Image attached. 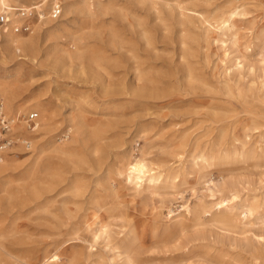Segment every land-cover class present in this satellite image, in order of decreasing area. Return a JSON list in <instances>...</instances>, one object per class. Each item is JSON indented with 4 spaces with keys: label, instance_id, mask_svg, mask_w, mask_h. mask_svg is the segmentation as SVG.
Returning <instances> with one entry per match:
<instances>
[{
    "label": "rangeland",
    "instance_id": "rangeland-1",
    "mask_svg": "<svg viewBox=\"0 0 264 264\" xmlns=\"http://www.w3.org/2000/svg\"><path fill=\"white\" fill-rule=\"evenodd\" d=\"M35 1L40 17L32 21L33 29L39 24L31 48L10 45L0 24V104L10 116V105H21L23 121L31 111L40 115L32 150L17 144L4 157L7 169L0 183L14 191L23 187L36 157L50 147L36 168L45 171L39 180L46 189L37 202L14 200L0 209L1 263L14 264L11 252L38 263L59 250L61 258L54 264H110L111 257L124 262L127 252H100L82 241L101 221L136 264H234L256 257L264 262V204L235 226L212 221L227 201L211 206L222 181L237 189L233 201L252 205L255 196L264 199V158L204 165L199 157L203 150L217 153L223 133L232 139L234 127L244 137L248 125L257 137L251 119L264 123V114H254L257 108L226 87L242 74V82L253 81L263 96L264 0H102L104 13L94 5L92 15L85 0H60L63 13L57 20L50 17L55 0ZM233 9L241 12L235 21L236 43L234 35H222L213 26L219 15ZM33 29L17 34L27 37ZM73 42L82 54L68 60L65 50H73ZM236 59L243 62L242 73ZM39 102L50 113L40 112ZM22 123L13 131L28 132ZM41 123L45 127L39 129ZM75 123H80L78 129L70 132ZM55 145L67 151H51ZM134 156L161 168L175 166L181 176L176 183L164 181L156 190L133 196L119 170ZM56 167L61 180L47 192L49 173ZM65 189L69 192L47 204ZM106 201L108 206L121 203L125 215L102 207L96 219L94 212ZM187 205L192 214L185 215ZM200 215L203 224L198 226ZM131 220L139 242L129 233Z\"/></svg>",
    "mask_w": 264,
    "mask_h": 264
},
{
    "label": "bare ground",
    "instance_id": "bare-ground-1",
    "mask_svg": "<svg viewBox=\"0 0 264 264\" xmlns=\"http://www.w3.org/2000/svg\"><path fill=\"white\" fill-rule=\"evenodd\" d=\"M14 1L16 2L17 0H0V10H5L6 8L31 10L32 8H35L38 11L36 6H34L37 4V2L35 0H23L24 4H22V5L15 4ZM94 5H95V7H94ZM85 6L87 7V13L91 14V15L96 13V12H93V7L94 8L97 7L98 8L97 10L102 11V12L104 9L102 0H94V1L85 0ZM42 11H43V9H42ZM104 11H105V9H104ZM225 13H222L221 16L220 15L218 16V19L215 20L216 25H213V26H214L215 30L218 31L222 35H224V34H226L227 36L231 35V37L234 35L235 36V42L234 43H236L238 40V37H237V31H236L237 29H236L235 21H236L237 15L240 14L241 12L238 9H233V10H230L227 15H225ZM43 15L45 18L46 14L43 13ZM39 17H40V15L38 16V18ZM38 24H39L38 21L36 23H34V26L36 28L35 29L32 28L33 31L27 37L20 36L19 34L15 33L14 31H11L10 28L8 30H6L5 34L10 39L9 44L13 45L16 49L25 50L26 48H31L33 46L34 41H35V32L37 30ZM12 32H14L16 35H14ZM226 41H227V38L224 39L223 42H226ZM72 47L74 48L73 50L72 49H66L65 50L67 55H68V57H67L68 60H73V58H72L73 54H77L79 57L82 54L81 48L75 42H73ZM26 54H27V52H26ZM236 60H237V68L242 73L243 62H242V60H239V61H238V59H236ZM263 63H264V61H263ZM230 71H231V69H229L228 73ZM251 71L254 72V68L253 69L251 68ZM243 78H244V76L241 74L240 78L237 82L226 83L227 89L234 95L235 98L242 100L246 104H250L254 108H257V111L253 112L254 114L257 115L259 112L261 114H264V93H263V96L258 94L256 92V89H255V86H256L255 83L252 81L250 84L246 85V83L242 82ZM228 79H229L228 81H231L230 77ZM261 86H263V88H264V78L261 81ZM5 89L8 90L7 85L5 86ZM255 100H257V101H255ZM21 107H22L21 105H17V104H11L10 105L11 117L15 121V124L13 125V129L19 128L20 127L19 125L23 124L22 122H25V121H23L22 116H21V113H22ZM36 108L44 114L47 112L50 113V109H48L45 106V104H41L40 102L36 103ZM80 115L82 116V114H79L78 116L80 117ZM81 119H82V117H81ZM81 121H83V120H81ZM251 121H252V127L251 128L253 130H255L256 132H258L257 137L254 135L255 133H253V132L249 133L248 132V129H247L248 125L245 127L246 131H244V137L237 135V132L235 131L236 127H234V129H233L234 134H233L232 139L226 138V133H223L222 140L220 142L221 146L219 147L217 153H212L208 150L202 151V153L199 155V157L201 159L200 160L201 163H203L204 165H212L216 161L221 162V163H236V162H241V161L246 162L247 160H250V159L256 160V159L264 158V123L260 122V120L256 119V117L252 118ZM38 123H40L39 120H38ZM84 123H83V125H84ZM77 124L78 123L72 124V127L69 129L70 132L78 129ZM43 127H45V124L41 123L39 126V129H41ZM253 136H254V138H252ZM246 137H249V139H245ZM67 148L68 147H66V146L55 145V146H53L51 151L53 150L56 153H65L67 151ZM48 149H50V147ZM48 149L42 150L39 153V155L36 157L35 161L33 162V164H34V166H36V168L38 165L40 167L41 165L44 164L43 163L44 162L43 155L45 154L44 152H46V150L48 151ZM194 157L196 158V163L200 164V162L198 161L199 159L197 158V155H195ZM150 161H148V159L146 157H143V156H134L133 158L130 157V159H128L126 162L124 161L125 163L123 164V167H121L119 170L120 174H122V173L124 174L126 185L129 186L130 189L133 190V192H132L133 196L138 195L140 192H142L145 189L156 190V189H158V187L161 185L162 182H164V181L175 182L181 176L180 170H176L175 166H172V167L169 166V167L161 168L158 165L156 166L155 164H152ZM0 163H1V165H0V176H2L5 173V170L7 169V162H6V160H4L3 162L1 161ZM39 167H38V169L35 168V170L32 169L28 173L29 182L27 184H25L23 187L17 188L16 191L12 190L10 188V186H6L2 182L0 183V187H1L0 209L5 208V207H9L11 202H13L14 200H20L23 202H26V201L37 202L38 201V199L41 197L44 190L46 189L45 184H42L41 180H39V179H41V177H43L42 172H45V171H42L43 170L42 168H41L42 170H40ZM50 172H51V170H50ZM68 173H70V172H68ZM49 174L52 175V178H51V181L47 180L50 183V186H48V188L46 190L47 192L54 190L58 186L59 181L61 180L62 172L58 167H56V168H54L53 172H51ZM43 178H45V176ZM30 180L31 181L33 180L34 182H30ZM36 180H38V182H35ZM6 184H7V182H6ZM216 186H217V188L215 191H213L215 193L212 194V198L216 197L217 199L212 200L211 206H215L217 204H223L225 201H227V203L223 204L224 206L222 207V209L217 211L218 212L217 214H219V215L217 216V218H213L212 221H216L217 223H221L224 226H235L238 223L239 218L249 217L250 215H252L254 213L255 210H257L262 204H264V199L261 197L259 198V196H255V200L257 202L254 201L255 203H253L252 205L247 204V203L242 202V201H239V202L233 201L239 197V193H238L237 189L235 190L233 188V186L230 188L228 186L227 181H222V182H220V184H216ZM69 189L71 191H78V188L76 186L75 187L71 186V187H69ZM230 190H234L232 193V196L227 195V192L229 193ZM66 191H68V189H65V190L58 192L56 195L53 196L52 200H49V202L47 204L52 205V203L57 201L56 196H58L62 193H65ZM72 199H73V197H72ZM98 200H99V198H98ZM133 200H134V198H133ZM133 200H132V202H133ZM67 203H68V199L63 198L62 199V204H63L62 208L63 209H67ZM119 204L120 205L118 206L117 201H116L114 206H112V205L108 206V203L106 201V202L102 203V206L100 205L101 208L98 210V212L95 211L93 216H95V218L98 219V217L100 216L99 213L103 210L102 207L103 208L105 207V209L109 210V211L111 210V211L116 212V211L120 210L119 216L125 215L124 210H122V208H120V206L122 204L121 203H119ZM205 208H206V206H204V208L202 210V212H204V213L206 212ZM58 209H60V207ZM193 211H194V209L191 208L190 206L187 205L185 207V212H186L185 215L192 214ZM106 213H108V212H106ZM132 215H133V212H132ZM195 216H196V214H195ZM90 219L92 220V218H90ZM101 222H100L98 227H96L97 226L96 225V226H94L96 228L95 229L93 228L91 230L90 239L89 238L88 239L83 238L82 241L90 242L91 249L94 248V246H96L95 249L100 251V252H109L110 251L113 253V255H115V253H118V255H121L123 252L128 253L125 256L126 260L124 262H119V261L115 262V258L111 257L110 264H136L134 259L130 257L129 252L121 249L122 246L119 243V239H117L115 236H113L110 233V231L112 229L110 230L108 224H104ZM195 224L198 226H201L203 224V220H202L201 215L196 218ZM90 225H92V224H90ZM183 230H184V228H183ZM129 233L133 237L134 242H139L138 227L136 226V224L132 220L129 223ZM128 237L131 238L130 236H128ZM75 239H76V237H75ZM68 240L69 239L66 238L65 242ZM58 244H59V242H58ZM1 246L4 247V245H2L0 243V248H1ZM64 246H66V245H64ZM67 246H68V244H67ZM125 248H127V247H125ZM127 250H128V248H127ZM59 251H56L54 253H50V254L43 256V258L38 263L32 262L29 258L26 259V258L21 257L23 255L19 256V255H16L17 253L16 254H14L12 252L9 253V251H8V253L12 259V263H14V264H54V263H57V261L60 260V258H61V253ZM61 251H63V250H61ZM100 256H102V255H100ZM251 256H253V255H251ZM4 257H6V256H4ZM0 264H2L1 260H0ZM234 264H264V262L259 261L258 258L256 257V258L251 259L250 262H244V261L238 260V261H235Z\"/></svg>",
    "mask_w": 264,
    "mask_h": 264
},
{
    "label": "built area",
    "instance_id": "built-area-1",
    "mask_svg": "<svg viewBox=\"0 0 264 264\" xmlns=\"http://www.w3.org/2000/svg\"><path fill=\"white\" fill-rule=\"evenodd\" d=\"M63 3L60 0H55L51 9L50 17L53 20H57L62 16ZM39 12L32 8L31 10L26 9H10L6 8L0 12V24L4 30L11 28L16 33H28L32 30L33 18L38 17ZM16 19L20 21H15ZM40 118L38 111H31L25 118L26 121V132H14L13 125L15 124L14 119L6 113L3 105L0 104V162L9 153H14L13 148L17 144L22 146L27 151L32 150V136L35 134V130L38 125V119Z\"/></svg>",
    "mask_w": 264,
    "mask_h": 264
}]
</instances>
